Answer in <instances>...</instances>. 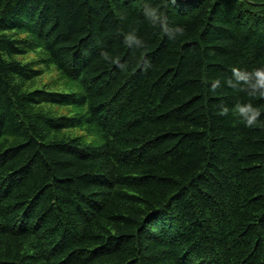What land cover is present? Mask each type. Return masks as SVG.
<instances>
[{
    "label": "trees",
    "instance_id": "trees-1",
    "mask_svg": "<svg viewBox=\"0 0 264 264\" xmlns=\"http://www.w3.org/2000/svg\"><path fill=\"white\" fill-rule=\"evenodd\" d=\"M263 4L0 0V264H264Z\"/></svg>",
    "mask_w": 264,
    "mask_h": 264
},
{
    "label": "clouds",
    "instance_id": "clouds-1",
    "mask_svg": "<svg viewBox=\"0 0 264 264\" xmlns=\"http://www.w3.org/2000/svg\"><path fill=\"white\" fill-rule=\"evenodd\" d=\"M146 16L153 25H158L170 38H177L183 35L182 28L169 29L167 26V20L163 17L159 10L156 8H150L146 11ZM125 44L129 47H134L137 50L145 49V43L133 34H129L125 37ZM104 60L109 61L111 57L109 53L102 52ZM113 63L116 61L112 60ZM151 65L147 62L142 64L144 71ZM234 80H229L228 83L235 86L236 83H242L245 86V90L249 96H264V67L256 68L251 72L241 71L239 68L232 69ZM221 81L217 79L212 85V89L219 88ZM224 114H227L229 109H222ZM235 112L248 128L254 127L260 119L262 113L252 103H241L235 106Z\"/></svg>",
    "mask_w": 264,
    "mask_h": 264
},
{
    "label": "rangeland",
    "instance_id": "rangeland-1",
    "mask_svg": "<svg viewBox=\"0 0 264 264\" xmlns=\"http://www.w3.org/2000/svg\"><path fill=\"white\" fill-rule=\"evenodd\" d=\"M32 57L29 56V57H25L23 58L22 60L24 61H28L30 60ZM58 74L53 71V70H49V71H46L45 74L40 78L38 79L36 82H35V87H42V86H45V85H48L52 88H58V89H62V86H61V82L60 80L58 79ZM34 87V88H35ZM54 112L58 113V114H66V111H64L63 109H55L53 110Z\"/></svg>",
    "mask_w": 264,
    "mask_h": 264
},
{
    "label": "water",
    "instance_id": "water-1",
    "mask_svg": "<svg viewBox=\"0 0 264 264\" xmlns=\"http://www.w3.org/2000/svg\"><path fill=\"white\" fill-rule=\"evenodd\" d=\"M181 1L183 4L184 3H191V2H195L196 0H179ZM264 5V4H263Z\"/></svg>",
    "mask_w": 264,
    "mask_h": 264
}]
</instances>
